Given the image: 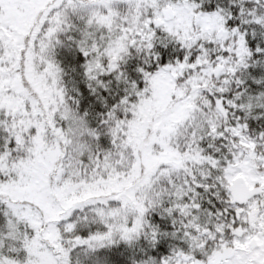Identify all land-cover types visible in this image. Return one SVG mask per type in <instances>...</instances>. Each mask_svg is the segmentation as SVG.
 <instances>
[{"label": "snow or ice", "instance_id": "1", "mask_svg": "<svg viewBox=\"0 0 264 264\" xmlns=\"http://www.w3.org/2000/svg\"><path fill=\"white\" fill-rule=\"evenodd\" d=\"M0 264H264V0H0Z\"/></svg>", "mask_w": 264, "mask_h": 264}]
</instances>
